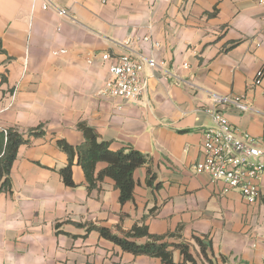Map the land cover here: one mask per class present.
<instances>
[{"label":"crops","instance_id":"1","mask_svg":"<svg viewBox=\"0 0 264 264\" xmlns=\"http://www.w3.org/2000/svg\"><path fill=\"white\" fill-rule=\"evenodd\" d=\"M260 2L60 0L68 10L61 16L43 10L44 0H0V131L31 139L12 165L11 188L0 190V264H163L99 232L123 236L143 225L176 234L166 240L190 245L196 264H264V173L260 199L250 204L195 170L217 95L247 98L245 111L218 109L264 150V81L251 87L264 68ZM125 54L144 63L147 88L137 102L106 92L109 66ZM81 123L115 151L149 155L134 173L133 201L120 202L111 178L89 189L78 156L76 186L63 182L69 156L58 142L85 144ZM38 128L43 134L29 137ZM173 255L192 264L178 248Z\"/></svg>","mask_w":264,"mask_h":264},{"label":"built area","instance_id":"2","mask_svg":"<svg viewBox=\"0 0 264 264\" xmlns=\"http://www.w3.org/2000/svg\"><path fill=\"white\" fill-rule=\"evenodd\" d=\"M60 0H44L43 10L53 9L59 15L68 14V10L59 7ZM264 5V0L260 2ZM66 50L55 51L64 54ZM109 54L103 59L108 60ZM152 68L159 66L155 58H145ZM91 60H89L90 62ZM144 63L134 60L129 54L122 55L117 62L109 66L110 77L106 81V92L109 96L137 102L144 95L147 82L142 77ZM264 68L257 72L253 86L262 85ZM247 98L243 95L229 94L215 96L216 107L207 110L215 126L203 132V158L195 165L197 173H207L213 180L222 181L225 191L238 190L244 199L256 203L261 196L258 180L264 173V150L258 140L233 126L218 106L232 105L241 111L248 109ZM264 258V254H263Z\"/></svg>","mask_w":264,"mask_h":264},{"label":"trees","instance_id":"3","mask_svg":"<svg viewBox=\"0 0 264 264\" xmlns=\"http://www.w3.org/2000/svg\"><path fill=\"white\" fill-rule=\"evenodd\" d=\"M79 128L85 135V144L74 147L65 140L58 142L59 147L69 156L68 165L60 172L63 182L67 186H76L73 179V165L75 157L78 156L89 189L98 188L99 184L106 178H111L120 190V202L125 204L133 201L136 187L134 173L136 169L150 162L149 155L134 148L115 151L111 147V142L99 140L98 134L93 128L85 123H81ZM43 132L42 128L31 130L29 137L42 135ZM30 142V138H25L16 129L10 128L6 131H0V183L2 182L0 190L11 188V169L17 158L19 148ZM99 163H106L107 166L97 171ZM99 232L103 238L114 242L123 251L134 255L159 258L163 264H177L174 260L173 251L178 248L185 263L196 264V259L190 252V245L186 243L172 244L166 240V237L176 234L169 236L153 235L146 225L134 226L123 236L113 234L110 229L105 227L99 228ZM139 238H147L148 242L139 244L136 241Z\"/></svg>","mask_w":264,"mask_h":264}]
</instances>
